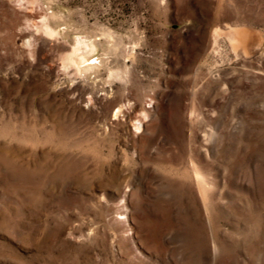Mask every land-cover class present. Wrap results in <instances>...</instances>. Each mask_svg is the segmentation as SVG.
Returning a JSON list of instances; mask_svg holds the SVG:
<instances>
[{"label":"rangeland","instance_id":"obj_1","mask_svg":"<svg viewBox=\"0 0 264 264\" xmlns=\"http://www.w3.org/2000/svg\"><path fill=\"white\" fill-rule=\"evenodd\" d=\"M16 1L0 264H264V0Z\"/></svg>","mask_w":264,"mask_h":264},{"label":"bare ground","instance_id":"obj_2","mask_svg":"<svg viewBox=\"0 0 264 264\" xmlns=\"http://www.w3.org/2000/svg\"><path fill=\"white\" fill-rule=\"evenodd\" d=\"M14 2L16 3V4H18L17 3V1L16 0H14ZM19 2V1H18ZM40 32H42L43 34H44V36H47V37H49V38H54V37H56L57 36V32H55L53 29H51L50 27H49V25L48 24H46V23H44L42 26H41V28H37L36 29V34H39ZM234 33V32H233ZM240 35V32L239 31H237V32H235V36L233 37V40L235 41V42H237L238 40H239V36ZM232 38V37H231ZM232 40V39H231ZM233 41V42H234ZM81 44H82V42L81 41H78V44H77V46L73 49V52H72V54L68 57V60L69 61H71L77 68H78V70L80 69V70H82L83 68H87L86 66H85V63H86V61H85V59H84V57L81 55V56H79L78 55V52L81 50ZM31 50V49H30ZM88 64V63H87ZM91 65V64H90ZM76 68V69H77ZM84 71V70H83Z\"/></svg>","mask_w":264,"mask_h":264}]
</instances>
